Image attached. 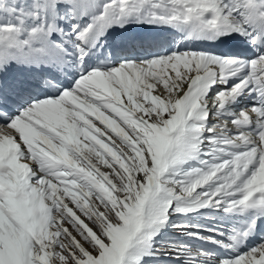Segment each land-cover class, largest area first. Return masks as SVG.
Wrapping results in <instances>:
<instances>
[{
	"label": "snow or ice",
	"instance_id": "6c2138e0",
	"mask_svg": "<svg viewBox=\"0 0 264 264\" xmlns=\"http://www.w3.org/2000/svg\"><path fill=\"white\" fill-rule=\"evenodd\" d=\"M133 20L213 44L239 36L255 54L174 48L122 61L14 116L0 93V264H145L172 213L209 205L245 226L191 235L236 251L264 216V0H0V72L67 60L68 32L82 59L85 45ZM245 91L251 105L221 113ZM193 159L199 166L177 167ZM163 255L264 264V236L234 256L180 242Z\"/></svg>",
	"mask_w": 264,
	"mask_h": 264
},
{
	"label": "bare ground",
	"instance_id": "6f19581e",
	"mask_svg": "<svg viewBox=\"0 0 264 264\" xmlns=\"http://www.w3.org/2000/svg\"><path fill=\"white\" fill-rule=\"evenodd\" d=\"M147 46H148V50L146 52L139 51L135 54L133 52H129V55L133 56V59L135 61H139L159 55L168 54L171 51H173L174 48L177 50H184L186 48H191L196 50H204V51L212 52L210 47V42L205 40L186 39L184 38V36L181 35V32H179L175 28H174V33L172 35L160 39H155L154 41H150L148 42ZM64 47L71 54L70 58L67 59V64L64 68V71L61 72L57 65L42 64L41 65L42 75L40 76V80H39L40 83H38L37 86H34L33 89H31L32 98L29 104L32 103L33 101H38L43 98L58 96L62 90L71 88L75 83L76 79L82 73H86L87 71L92 70V64L94 63H97L98 68L101 70L110 68L112 66L111 60L108 59L111 58L112 55L109 53L107 55L108 58H104L100 56L98 58H94L86 54L85 56H83L82 59H78V54L76 53L75 49L71 48L67 43H64ZM245 48H247V50H239L237 51L238 53L234 52V53H220V54L226 56H243L245 58H250L252 55L255 54L254 49L248 45L247 41L245 43ZM114 64L115 66L119 65V63H114ZM33 76H34L33 74L25 73L21 77V79L19 78L18 83L13 84L12 87L16 85L21 86L22 88L29 87V84L24 80L29 81ZM221 86L224 87L225 85H221ZM214 91L217 90L213 88L211 93H213ZM8 94L10 96V99L8 101L9 108L10 109L11 107L14 109L17 108L18 104L14 103L13 100L11 99V97L15 96L14 89L10 88L8 90ZM239 96H241V98L238 101L229 103L226 106V109L246 108L254 102L252 96L247 94V91H245L244 94H241ZM236 218L243 219L242 216H238V215ZM168 221H171V218H168L167 222H164L158 227L157 234L153 237V239L164 233L165 230L164 225L167 224ZM256 222H261L260 233L264 234V221H262L261 219H257ZM202 223H204V221H202ZM209 229L212 228L205 229V231L207 232L204 234L212 235ZM173 238L176 239L175 237ZM259 242L260 239L256 238V240L253 243L249 244L246 248H242V249L240 248L239 245L236 244V251L221 247H213L211 245H209L208 247H210L211 251L215 252L220 257H227V256H234L237 254V252L245 251L248 248L254 246L255 244H258ZM159 244L155 246L160 247L158 246ZM145 260H148L147 257L144 258V261Z\"/></svg>",
	"mask_w": 264,
	"mask_h": 264
},
{
	"label": "rangeland",
	"instance_id": "374dc122",
	"mask_svg": "<svg viewBox=\"0 0 264 264\" xmlns=\"http://www.w3.org/2000/svg\"><path fill=\"white\" fill-rule=\"evenodd\" d=\"M72 38H73V36H72ZM70 44H72V42L70 43ZM155 94V93H154ZM118 142V141H117ZM205 146H207V145H205ZM196 166H199V161H198V159H193V160H189V161H187L186 163H185V165H182V166H180L179 167V169L181 170V171H183V170H186L187 168H190V167H196ZM100 169L101 170H103V172H108V171H110V169L109 168H107L106 166H100ZM111 178V177H110ZM97 203V205L99 206V209L100 210H103V206L102 205H99V202H96ZM211 208V206L209 207V206H206V207H203V208H199V209H210ZM180 215L181 213H172L171 215ZM145 261H147V260H145Z\"/></svg>",
	"mask_w": 264,
	"mask_h": 264
}]
</instances>
